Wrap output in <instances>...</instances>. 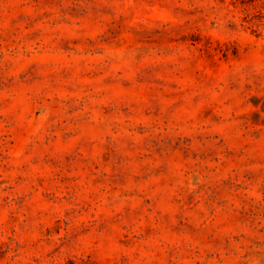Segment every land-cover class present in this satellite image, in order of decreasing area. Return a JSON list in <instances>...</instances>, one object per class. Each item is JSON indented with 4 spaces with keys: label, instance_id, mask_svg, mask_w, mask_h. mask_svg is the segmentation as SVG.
Wrapping results in <instances>:
<instances>
[{
    "label": "clouds",
    "instance_id": "clouds-1",
    "mask_svg": "<svg viewBox=\"0 0 264 264\" xmlns=\"http://www.w3.org/2000/svg\"><path fill=\"white\" fill-rule=\"evenodd\" d=\"M0 264H264V0H0Z\"/></svg>",
    "mask_w": 264,
    "mask_h": 264
},
{
    "label": "rangeland",
    "instance_id": "rangeland-1",
    "mask_svg": "<svg viewBox=\"0 0 264 264\" xmlns=\"http://www.w3.org/2000/svg\"><path fill=\"white\" fill-rule=\"evenodd\" d=\"M253 99H255V98H253Z\"/></svg>",
    "mask_w": 264,
    "mask_h": 264
}]
</instances>
